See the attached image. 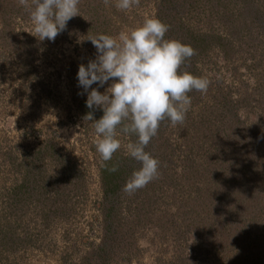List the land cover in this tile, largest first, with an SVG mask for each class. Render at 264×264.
Here are the masks:
<instances>
[{"label": "rangeland", "instance_id": "rangeland-1", "mask_svg": "<svg viewBox=\"0 0 264 264\" xmlns=\"http://www.w3.org/2000/svg\"><path fill=\"white\" fill-rule=\"evenodd\" d=\"M101 1L78 6L80 16L53 42L32 35V0H0V230L11 238L0 236V264H88L104 236L103 176H125L135 163L126 150L132 135L118 131L121 148L107 162L96 151L100 137L84 117L103 113L87 110L77 86L80 64L96 49L78 41L129 32L145 17L159 18L161 3L137 0L124 11L116 0ZM166 14V37L193 46L191 73L210 84L206 93H188L191 107L182 125L165 129V148L156 141L153 153L173 175L132 194L122 190L108 264H233L228 252L237 242L220 243L242 220L230 212L233 201L242 189L256 190L260 197L251 200L264 203V0H169ZM251 239L245 250L259 258L249 264H264V214Z\"/></svg>", "mask_w": 264, "mask_h": 264}, {"label": "clouds", "instance_id": "clouds-1", "mask_svg": "<svg viewBox=\"0 0 264 264\" xmlns=\"http://www.w3.org/2000/svg\"><path fill=\"white\" fill-rule=\"evenodd\" d=\"M24 0H21L23 3ZM80 0H32L29 15L32 35L40 41H55L68 22L80 16ZM137 0H116L118 10L127 11ZM168 26L155 17L118 36L104 33L79 36L78 42L90 41L96 49L95 59L80 64L77 72L80 95H86V107L99 109L103 115L94 119L90 111L84 120L93 121L95 142L102 161H109L121 148L118 131L136 139L126 146L127 154L139 164L126 180L123 191L132 194L159 176L160 162L146 151L157 136L161 123H183L191 107L193 90L206 93L210 81L203 76L181 71L194 50L179 40L166 38ZM84 37H87L86 39ZM111 81L109 84L108 82ZM97 84V87L92 86ZM106 84L102 93L99 89ZM110 171L115 172L113 166Z\"/></svg>", "mask_w": 264, "mask_h": 264}, {"label": "trees", "instance_id": "trees-1", "mask_svg": "<svg viewBox=\"0 0 264 264\" xmlns=\"http://www.w3.org/2000/svg\"><path fill=\"white\" fill-rule=\"evenodd\" d=\"M88 1L89 0H80L78 6L84 10L85 8H88V3H87ZM99 1L102 3L101 0H99ZM168 2H169V0H159V3H161V4H159L157 14L159 16L158 19L161 20L163 23H165L166 19H168V16L166 14V5ZM99 6L100 5H98L97 7H99ZM163 14H164V16L166 15V17H165L166 19L162 18ZM202 36L204 37V40H208L210 38L211 39L210 44H213V41H214L213 36H210L208 34H202ZM191 47L193 48V46H191ZM189 60H186L184 62V64L181 65V69H180L181 71L187 70V71L191 72V70L193 68V64H191L192 60H191V62ZM194 69H195V67L193 68V70ZM226 106L229 107L228 104ZM230 109L231 108H229V110ZM87 110H88V108H87ZM102 113L103 112H100V114H102ZM218 115H219L218 116L219 121L220 120L222 121L223 118L220 117V116H222V114L218 113ZM225 121H228V123H230V118L229 117L225 118ZM211 124L215 125L214 122H212ZM169 125H170L169 121H167V120L163 121L161 123L160 128L158 129L157 136L151 140V142L149 143V145L146 148V151H149L155 158H157V157H156V154L153 153V150H155V148H156V146H155L156 141L159 140L160 148H161V146H164V148H165V145H163L162 140L165 139V135H164L165 129ZM179 125H182V124L179 123ZM208 129H209V127H208ZM205 131L208 132L209 130H207L205 128ZM206 135H208V133ZM191 150L195 151L194 148ZM159 162H160L159 176L163 175L164 177H169V176L173 175V174L170 175L167 172V170H168L166 168V163L168 162L167 160L161 161L159 159ZM122 166L124 168L125 165H122ZM127 167L128 168H127V172L125 173V176L123 174H121L117 177L115 175L111 176V174H104V176H103L104 191H103V202L101 203V211H102V216H103L102 225H103L104 236H103L101 243L98 246H96L94 248V250L90 253L91 257H90V261L88 262V264H108L109 261H111V257L113 255V252L116 250L115 246L118 243L117 238H118V233H119V226H118L119 224H118L117 215H116L117 210H118V208H117L118 207V201H119L120 195L122 194V189H123V186H124L126 180L130 177V175L134 169L139 168V164H138V162L135 161V163L131 167L130 166H127ZM192 169H196L197 171L201 172V175L204 174V168L203 169L201 168L198 170V167H195ZM104 171H106L108 173L107 170H104ZM116 172H118V171H115V173ZM210 179H212V178H210L209 176H206V178H205V180H210ZM116 181H119L120 184L118 185L116 183ZM255 183L256 184H254L253 187H259V189L262 188L261 187L263 184L262 182L255 181ZM23 189H25V186H22L20 188V190H23ZM221 190H222V188H221ZM229 191L226 193H229ZM255 192H257V191L254 190L252 193L248 194L247 190H243V191H242V189L240 190V193H242L243 198L238 199L237 201H233V205H231L232 208H231L230 212L232 213L235 210L236 212L240 213L241 214L240 217L242 218V220L234 217L235 220L238 222V225L232 227V228H234V230L230 229V231L228 233H222L223 237L220 241V243H223L222 246H225L228 249L230 248L229 247L230 239L228 237L234 239L237 242V246L231 248L232 252L231 251L228 252V254L230 253L229 257H230L231 262L233 261V264H249L250 263L249 259H248L249 257H251L250 261H252L254 263L257 261V258H256L257 254H254L252 252L251 248H249L251 251L245 250V245L247 246V244H248V246H251L253 244V242H254L253 239L256 237L253 236L254 238L251 239V231L257 225L258 221L260 220V216L262 214H264V203L259 202L257 204L251 200V199L257 200V198L260 197L258 194L256 196L257 197L256 198ZM18 193H19V191H18ZM18 193L16 192L12 195L17 197ZM231 193L234 194V192H231ZM20 194H21V191H20ZM14 199L15 198H13L11 201L14 202ZM244 208L248 209L247 213L251 214L252 217L249 218V217H246L244 215V213H243ZM1 233H2V231L0 230V236H2L4 240H6L5 241L6 243L9 240H11V238L9 240H7V235L3 236V235H1ZM5 242H4V244H5ZM235 253H237V255ZM228 254H226V256H228ZM251 254H253V256ZM181 260H182V258H181ZM183 264H190V262H187V263L183 262ZM197 264H202V262H200V260L198 259ZM260 264H262V263H260Z\"/></svg>", "mask_w": 264, "mask_h": 264}]
</instances>
